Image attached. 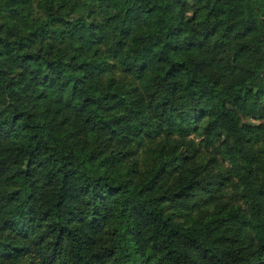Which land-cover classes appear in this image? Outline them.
I'll use <instances>...</instances> for the list:
<instances>
[{
    "label": "trees",
    "instance_id": "1",
    "mask_svg": "<svg viewBox=\"0 0 264 264\" xmlns=\"http://www.w3.org/2000/svg\"><path fill=\"white\" fill-rule=\"evenodd\" d=\"M240 2L203 0L208 14L202 23L193 25L198 12L194 11L188 19L183 15L190 10L188 0H92L98 7L91 12L102 13L110 5L119 10L114 17L102 22L94 18L91 24H85L83 19L71 27L65 24L60 35L69 41L70 50L75 51L72 44L79 43L80 50L76 53L79 58L87 59L89 52L93 56L97 53L103 56L99 63L80 64L84 74L106 71L108 84H111L117 70L126 71L132 79L126 84L122 81L116 91L120 94L125 87H131L135 96L123 94L117 100L105 101L92 95L84 102L95 101L101 108L115 103L122 108H135L142 114L147 113L142 115L145 123L154 115L156 121L173 134L171 139L165 137L160 141L164 146L191 145L186 134L195 131V126L205 124L202 132L207 134L205 140H212L214 152L217 143H224L220 151L227 152L233 146L242 148L245 138L264 140V126L257 130L253 123V118L264 116V74L249 77L231 63L235 56L237 64L246 68L249 59L258 53L264 62V12H261L264 0H260L259 6L256 0H246L252 7L248 8V16L236 23L230 22L231 13L219 19L224 16L226 6ZM38 6L39 0H0V57H3L0 59V83L8 77L5 87L19 104L44 108L41 114L44 120L50 113L53 115L47 131L41 127L35 133L40 135V140L18 146L15 141L27 137L21 136L23 128L16 121L23 116V127L28 128L31 135L32 129L26 123L29 113L13 107V113L5 117L4 111H0V187L11 180V177L5 179V173L13 167L18 181L12 180V183H19V191L0 194V239L9 238L3 236L8 231L13 244L19 240L22 245L17 248L0 243V264H17V261L23 264H264V168L251 171L250 166H245L233 170L231 161L225 164L221 159L205 172L195 170L191 162L183 164L182 161L183 170L177 175H172L175 169H161L165 174L158 181L149 182L156 167V162L149 160L153 148V141L149 140L144 142L143 150L135 158L138 177L127 174L121 177L119 168L106 169L116 175V179L106 181L82 174L65 175L64 172L55 177L51 175L60 157L56 154L54 160L51 155L45 156L48 150L45 137L51 139L59 131L54 123L53 108L63 113L66 101L61 102L65 92L61 82L65 80L63 74L67 66L60 60H44L39 50L35 54L30 51L20 54L22 49L56 35L38 27L39 20L29 21ZM175 8L180 11L168 16ZM250 24L254 31L245 36L244 29ZM28 27L34 31L27 36L21 35ZM184 32H189L190 36L181 39ZM145 33L148 37L163 39L158 52L147 51L151 41ZM12 36L16 40L9 43ZM238 37L249 49L242 55L238 51ZM190 50L201 56L207 54L204 61L193 56L195 65L220 67L230 75L234 73L233 81L216 91V85L222 82L216 78L212 89L204 85L197 89L199 94L195 98L179 103L184 64L173 63L172 57L186 55ZM117 54L116 64L109 66L107 61ZM216 56L223 60L222 65L219 60L212 65L210 58ZM161 60H166L170 67L165 74L171 78L169 83L164 85L161 81L162 87L149 96L146 107L133 105V99L143 100L142 93L135 91L138 72L147 76L155 67L154 61ZM15 69L20 71L15 72ZM72 69L77 70V66L72 65ZM103 80V76L93 75L82 83L79 78L68 77L78 96L88 86L93 92L106 90ZM21 84L24 87L19 93L11 91ZM84 114L94 115L89 110ZM115 124L114 137L120 143L123 140L120 131L126 129L127 135L139 122L131 125L125 120L123 125L119 121ZM94 126L97 135H107L108 125L104 133H100L98 121ZM221 135L225 136L226 143L220 140ZM202 143L207 147L205 141ZM21 164L25 167L21 168ZM130 181L135 183L128 190L126 185ZM137 188L143 195L136 191ZM188 188L191 191H187ZM13 201L17 204L10 207ZM169 209L174 211L165 215Z\"/></svg>",
    "mask_w": 264,
    "mask_h": 264
},
{
    "label": "clouds",
    "instance_id": "2",
    "mask_svg": "<svg viewBox=\"0 0 264 264\" xmlns=\"http://www.w3.org/2000/svg\"><path fill=\"white\" fill-rule=\"evenodd\" d=\"M189 5H191L190 10L183 13L184 18L188 19L193 16V12H198V17L193 21V25L197 23H202L205 19V16L208 14V8L203 6V0L200 3H196L195 0H188ZM257 6L260 5V0H256ZM161 6L163 4L161 3ZM98 7L94 5L92 0H39V6L33 12V15L29 17V21L39 20L40 25L38 27H43L45 32H55V36H47L42 43L36 42L32 45L31 48H24L21 51V55L25 52L37 53L39 50V55L44 60L56 61L60 60L64 65L67 66L65 73V80L61 82L62 89L64 92V100L62 103H65L63 113L57 110L55 107L53 111L55 112L56 120L54 123L57 125L59 131L53 134V137L47 140V148L45 151V156H52L56 159V154L59 155L60 159L56 162V167L52 170L51 175L55 177L60 175L61 172H64L65 175H77L82 174L85 176H93L94 179L98 181H106L108 179H116V175L112 171H107L106 169L112 170L119 168L118 175L123 177L126 174L129 176H139L136 168L134 167L135 158L140 154L144 148L145 141H153V148L149 160L156 162V167L154 168L152 174L149 177V182L158 181L164 174V169H175L172 172V175L175 176L177 173L183 170V164H189L194 166L195 170L207 171L208 168L214 167L221 159L224 160L225 164H228L231 161V167L235 170L237 167L250 166L251 171H258L261 168H264V140L256 139L255 141L245 138L244 146L242 148H235L233 146L227 152H222L220 149L224 148V143H217L215 145L216 151L214 152V146L211 139L205 140L206 133L202 132V127L207 125L195 126V131H189L186 134V139L192 141L191 145L186 144H169L164 146L160 144V141L167 137L171 139L172 132L169 129L164 128L157 121L155 116L149 117L147 123L142 119V115H147V113L142 114L140 111L128 108H122L119 103L108 106L107 108L98 107L95 101L90 103H85L86 99L90 100V97L94 95L95 97L103 100L109 98L113 100L119 99V95L130 94L135 96V93L132 92L131 87H125L123 93L118 94L116 89L120 86L123 81L125 84L128 80H131L132 77L127 75L125 71L122 73L120 70H117L114 76L111 78L112 83L108 84V75L106 71H99L97 73L84 74L83 69L80 68L82 63H92L96 61L97 63L103 59V56L100 53H97L93 56L92 52L88 53V58H79L76 53L80 50L79 43H73L72 49L70 50L68 45L69 41L67 38H62L60 33L63 32L64 25L67 24L68 27H71L76 23L77 20L83 19L85 24H91L95 18L97 21L102 22L103 19L109 17H114L119 10L117 6L110 5L108 6L107 11L102 13L91 12V9ZM210 7V6H209ZM252 7L250 3H247L246 0H241L238 5L228 7L226 6V11L224 16H221L219 19H224L225 16H228L229 13L232 14L233 19L231 23H236L243 18L248 16V8ZM180 11L179 8H175L172 12L168 13V16H175ZM91 12V14H90ZM261 12H264V7L261 8ZM167 17H165L166 19ZM193 25H190L192 27ZM34 31L33 28L28 27L24 29L21 35H29ZM254 31L253 25H249L244 29V34L247 36L249 33ZM146 38L150 39L147 51L158 52L163 46V39L161 37H148L145 33ZM190 36L189 32H184L181 39L187 38ZM2 38V37H0ZM16 40L15 36H12L9 39V43ZM239 42L238 51L242 55L245 51H248V47L243 43L242 38H237ZM129 47H134V45H129ZM258 49V46H256ZM95 51V49H93ZM104 49L102 48L100 52L102 53ZM125 51H128L126 48ZM131 55V54H130ZM193 56H199L201 61H204L207 54L203 56L200 55L197 51H192L183 56H173V63H182L184 68L181 70V83L183 88L179 90V103H185L191 98H195L199 93L198 88L206 85L208 89L213 88V83L216 78L222 80L221 83L216 85V91H219L221 88L225 87L226 84L233 81V74H229L227 71H224L220 67H210L204 68L203 64L195 65L192 60ZM130 58V57H129ZM3 59V57H0ZM119 59V54L114 58L107 61L108 65H115ZM212 65L216 64V61L219 60L220 64H223V60L216 56L210 58ZM71 61V63H69ZM155 67L152 71L147 72V76L143 73L138 72V78L136 79V92H141L143 96L142 101H137L133 99V105L142 104L147 106L149 96H152L155 93H158L159 89L162 87L161 81L164 85L169 83L170 77H166V73L170 70L168 62L166 60H161L160 62H155ZM234 68L237 71H244L249 77H255L261 74H264V62H261L259 53L255 58H250L247 67L243 68L237 64V57L233 56L231 61ZM72 65L77 66V70L72 69ZM35 68V65H33ZM20 69H15V72H19ZM95 75L97 78L103 76L104 80V89H98L92 91V87L88 86L84 88V92L81 95H77L75 88L68 81V77H76L81 79L82 83L88 81L91 77ZM143 86L141 87V82ZM24 83H27L25 81ZM8 84V77H4L3 83H0V111H4V116L8 117L9 114L13 113V107L17 111H22L29 113V118L26 123L32 129V134H29V129L24 128L23 124L25 122L24 117L21 116L19 120L16 121V124L20 125L23 128L21 131V136H26V140H20L19 138L15 143L19 146L20 144H27L31 141L33 144L37 140H40V135L35 133L39 132L41 127L45 128L47 131V124L49 121H53V115L50 113L47 117V120L42 119L41 114L45 111L44 108L39 106L29 105L25 107L22 104H19L17 100L9 95V89L5 86ZM24 85L21 84L18 88L14 87L11 89L12 92L19 93V89L23 88ZM143 88H146L147 91H143ZM70 89V91H68ZM85 110L91 111L94 115L88 116L85 115ZM151 112V109L147 110ZM135 117V119H131ZM125 120H128L131 125L134 126L130 133L126 135L127 130L122 129L119 133L120 137H123L120 143L116 142L114 137L113 129L116 127L115 122L119 121L121 125L124 124ZM99 122V131L100 133L105 132V125H108L107 135H97V127L94 126L96 122ZM112 122L109 124V122ZM253 123L256 126L257 130L261 126H264V116L253 118ZM199 133V136L197 135ZM143 138V139H141ZM221 141L225 140V136L221 135ZM205 141V144L202 143ZM125 142L127 147H125ZM157 145H159L157 147ZM123 148V151H121ZM171 149V151H170ZM237 153L233 155V153ZM127 162V164H125ZM26 164V162H25ZM25 164H21L20 167L24 168ZM74 168L76 171L68 173L66 170ZM98 169V170H97ZM15 167L12 171L5 173V179L8 180L11 177V180H8L6 186L0 187V194H8L14 191H19V183H12V180L18 181V178L13 175ZM47 172V169H45ZM187 174V173H185ZM117 183L119 181L117 180ZM135 181H130L127 183L126 187L128 190H131ZM124 190L123 188L121 189ZM141 195L143 192L140 188L136 189ZM187 191H191L190 188ZM17 201H13L10 207H15ZM7 210V209H6ZM174 210L169 209L168 215ZM183 223V221H180ZM189 225H185L188 227ZM4 237H9L7 239H0V243L10 244L13 247H22L19 240L13 244V240L9 236V232L5 231L3 233ZM17 264H23L22 261H17Z\"/></svg>",
    "mask_w": 264,
    "mask_h": 264
}]
</instances>
